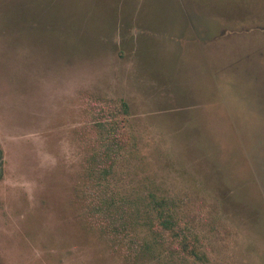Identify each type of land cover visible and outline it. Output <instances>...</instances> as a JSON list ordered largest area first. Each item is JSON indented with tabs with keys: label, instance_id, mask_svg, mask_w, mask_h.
Returning a JSON list of instances; mask_svg holds the SVG:
<instances>
[{
	"label": "rangeland",
	"instance_id": "obj_1",
	"mask_svg": "<svg viewBox=\"0 0 264 264\" xmlns=\"http://www.w3.org/2000/svg\"><path fill=\"white\" fill-rule=\"evenodd\" d=\"M119 100L104 177L88 111ZM0 156V264H264V0H0Z\"/></svg>",
	"mask_w": 264,
	"mask_h": 264
},
{
	"label": "trees",
	"instance_id": "obj_2",
	"mask_svg": "<svg viewBox=\"0 0 264 264\" xmlns=\"http://www.w3.org/2000/svg\"><path fill=\"white\" fill-rule=\"evenodd\" d=\"M88 112L96 120L95 127L98 131L95 130L100 143L94 155V161L105 177L112 172L113 158L127 148L129 137L125 120H127L129 106L124 100H119L107 108L99 103H92ZM1 164L0 156V167ZM106 205L102 212L99 211V214L106 216L113 232L120 234L122 230L127 232L131 227H134L133 218L127 216L126 212L115 210L107 202ZM171 206V200L151 196L150 208L146 212V225L155 235L159 233V230L169 232L171 239L180 246L181 252L197 257V246L186 234V227L170 212Z\"/></svg>",
	"mask_w": 264,
	"mask_h": 264
}]
</instances>
